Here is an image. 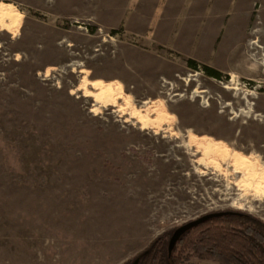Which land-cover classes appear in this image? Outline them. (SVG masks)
<instances>
[{"label": "rangeland", "instance_id": "rangeland-1", "mask_svg": "<svg viewBox=\"0 0 264 264\" xmlns=\"http://www.w3.org/2000/svg\"><path fill=\"white\" fill-rule=\"evenodd\" d=\"M6 5L20 20L0 26V264H123L209 212L264 222V0ZM95 81L121 86L116 106L88 97Z\"/></svg>", "mask_w": 264, "mask_h": 264}, {"label": "trees", "instance_id": "trees-1", "mask_svg": "<svg viewBox=\"0 0 264 264\" xmlns=\"http://www.w3.org/2000/svg\"><path fill=\"white\" fill-rule=\"evenodd\" d=\"M209 217L184 232L169 248L175 229L156 236L123 264H185L188 256L217 264H264V222L240 210L209 212Z\"/></svg>", "mask_w": 264, "mask_h": 264}, {"label": "bare ground", "instance_id": "bare-ground-1", "mask_svg": "<svg viewBox=\"0 0 264 264\" xmlns=\"http://www.w3.org/2000/svg\"><path fill=\"white\" fill-rule=\"evenodd\" d=\"M0 18L5 23H1L2 25L0 26L4 27L8 32L14 31V29L18 26V20H20L19 14L17 11L15 12L12 5H6L0 8ZM83 84L84 87L90 85L94 90H96L97 94L94 95L89 92L90 94H88V97L93 98L97 103H102V105L107 104L110 106H116L117 98H120L119 95L122 93L121 86H117L116 91H113L111 85L105 86V84L103 85L101 81H95L91 84L90 82H84ZM154 114L157 117L155 123L160 124V122H165L166 119L169 118L164 113L162 108L157 109ZM133 118L136 119L144 129L152 128L153 124H155H152V120H150L148 117H142L138 110L134 112ZM189 139L190 141L195 142L196 145H199V148L205 156H214L224 161H236L237 159H240L237 154H231L229 152L230 150H228L226 145H224L222 142H216L209 138H194L192 135H189Z\"/></svg>", "mask_w": 264, "mask_h": 264}, {"label": "water", "instance_id": "water-1", "mask_svg": "<svg viewBox=\"0 0 264 264\" xmlns=\"http://www.w3.org/2000/svg\"><path fill=\"white\" fill-rule=\"evenodd\" d=\"M209 216L203 215L195 220L189 221L178 228L175 229V231L172 233V236L169 241V248L172 247V245L175 243V241L187 230L191 229L192 227L200 224L201 222L205 221ZM139 259H135L131 264H138Z\"/></svg>", "mask_w": 264, "mask_h": 264}]
</instances>
